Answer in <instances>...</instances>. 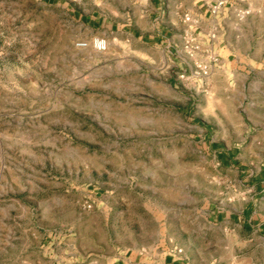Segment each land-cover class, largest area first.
<instances>
[{"label":"rangeland","instance_id":"obj_1","mask_svg":"<svg viewBox=\"0 0 264 264\" xmlns=\"http://www.w3.org/2000/svg\"><path fill=\"white\" fill-rule=\"evenodd\" d=\"M129 7L0 0V264H264V39L75 47Z\"/></svg>","mask_w":264,"mask_h":264},{"label":"crops","instance_id":"obj_2","mask_svg":"<svg viewBox=\"0 0 264 264\" xmlns=\"http://www.w3.org/2000/svg\"><path fill=\"white\" fill-rule=\"evenodd\" d=\"M119 2V0H115ZM130 2L125 20L116 9L114 18L104 13L91 16L73 11L81 27L92 37L112 38L119 41L124 35L129 42L140 41L146 46L169 47L178 42L179 51L223 56L231 53V42L264 39V1L249 3L229 0L216 14L211 8L216 0H123ZM213 36V38H211ZM196 45L184 50L185 42ZM172 264H179L173 260Z\"/></svg>","mask_w":264,"mask_h":264},{"label":"built area","instance_id":"obj_3","mask_svg":"<svg viewBox=\"0 0 264 264\" xmlns=\"http://www.w3.org/2000/svg\"><path fill=\"white\" fill-rule=\"evenodd\" d=\"M229 0H216L215 5L211 8V13L212 14H216L217 11L223 6L225 5L226 2H228ZM238 2H243V3H249L252 1H261V0H236ZM211 38H213V36H211ZM75 47L78 49H86L88 47L93 48L96 51H104L107 47V41L105 38L102 37H92L90 38L88 41H78L75 43ZM215 61V60H214ZM199 72L197 73V75L199 76H203L206 75L208 73V68L206 66H202L199 67ZM83 207L85 209H90V204L88 203H84Z\"/></svg>","mask_w":264,"mask_h":264}]
</instances>
